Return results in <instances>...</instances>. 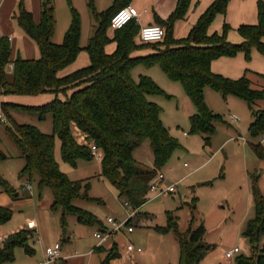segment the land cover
<instances>
[{
  "label": "trees",
  "instance_id": "obj_1",
  "mask_svg": "<svg viewBox=\"0 0 264 264\" xmlns=\"http://www.w3.org/2000/svg\"><path fill=\"white\" fill-rule=\"evenodd\" d=\"M1 1V0H0ZM132 0H115V4L103 14L96 15V32L90 40L87 51L90 64L69 75L60 74L72 65L83 50L80 46V22L76 12L65 34L62 44H54L55 18L52 0L41 3V22L36 24L32 14L22 9L18 17L19 26L32 38L40 49L41 57L35 60L18 58L12 61V50L7 38H0V93L19 97L54 95V99L38 106L14 103L3 104V110L23 109L35 112L40 119L50 115L53 119V134L43 133L34 126L14 125L8 129L12 139L21 151L26 166L21 177L31 180L34 173L39 176V187L50 188L54 195L51 206L61 212L62 227L67 225V217L74 215L82 225L100 224L91 213L74 205L79 199L90 200L83 191V183L69 179L61 172L55 157V137L61 141L64 161L76 166L77 161H91V145H95L103 155L102 176L125 197L134 210L147 201L149 186L156 175L170 161L176 151L183 150L161 121V108L149 101V96L165 95V92L148 76L141 75L136 81L133 70L137 66L152 68L159 66L165 75L183 85L187 95L196 107V114L190 118L192 134H202L206 145L216 133L215 115L205 101V89L221 92L224 99L233 96L245 101L252 112L250 133L254 140L264 137V109L256 110L255 105L264 101V90L254 89L247 76L231 80L215 74L211 69L213 61L235 56L244 51L249 56L253 46L264 52V2L258 3V24L242 25L238 32L243 38L241 44H232L226 34L230 27L224 26L223 34H208V29L217 15H225L231 0H215L201 15L196 25L185 38L175 39L174 24L184 19L192 0H179L171 17L163 22L165 38L156 43L137 44L136 22L115 30L110 39L108 30L115 13L129 5ZM89 6L94 9L93 0ZM116 43V50L108 54L105 47ZM151 49L147 55L134 56L138 51ZM14 65L9 78L7 66ZM64 99H63V98ZM77 128L85 136L86 144L80 145L73 134ZM149 142L154 156V168H145L135 159V151ZM261 160L264 147L251 144ZM2 159V157H0ZM252 192L255 203V218L244 232L250 243V254L240 255L236 264H264V196L259 189V176L252 177ZM0 184L11 196L16 191L0 177ZM87 188V186H86ZM13 212L0 206V226L11 221ZM174 229L180 245V264H199L211 251L202 239L205 228L200 225L181 234L172 217L167 229ZM33 232L22 230L8 237L0 247V264L14 261V251L18 246H27ZM97 253H106L100 264H110L121 257L118 245L106 251L97 248ZM27 252L33 253L28 248Z\"/></svg>",
  "mask_w": 264,
  "mask_h": 264
},
{
  "label": "rangeland",
  "instance_id": "obj_2",
  "mask_svg": "<svg viewBox=\"0 0 264 264\" xmlns=\"http://www.w3.org/2000/svg\"><path fill=\"white\" fill-rule=\"evenodd\" d=\"M260 1L264 2V0H244L246 5L243 9L244 20L242 23L240 21L243 13L236 10L231 12V6H229L226 18L220 16L217 17L218 19L215 18V22L213 21L214 24L216 22L219 24V29L213 28L212 34H223L226 23L230 27L226 34L227 40L232 44H241L243 38L238 32V28L242 25L258 24L257 8ZM93 3L95 12L89 6L90 0H52L56 21L52 42L58 45L63 43L75 11L80 22V46L83 49L79 53V57H88L84 47L88 46L96 32L95 13L103 14L108 11L111 8L112 0H93ZM39 4L40 0H20L18 8L15 10L16 15H12L13 18L11 19L14 31L12 30L8 34H0V38H7L10 42L12 61L18 58L35 60L41 57L36 42L24 33L18 23V17L22 9L31 13L33 17V9L38 8ZM251 22L254 23L251 24ZM262 41L264 43V38ZM32 56L36 58H30ZM226 62L230 63L223 65V73L218 74L225 78L238 80L246 75L250 81H254L256 79L254 74L264 75V52L259 50L257 46L252 47L249 56L244 51H239L235 56L227 57ZM141 68L144 67L137 66L133 70L132 74L136 81L139 80L138 77L142 74L139 72ZM150 69V73L155 77L153 78L154 82L167 96L155 95L149 96L148 99L161 108L163 125L169 129L171 135L183 147V150L175 152L172 156L171 163L175 165V172L172 178L170 175V182L166 180L164 185L169 186L180 183L177 184L176 194L157 196L148 193L147 199H150V201H147L145 205L136 211V213L148 214L147 225L143 227L132 220L135 223V232L132 234L124 232L112 240L115 243L117 242L123 252L128 243L133 244L136 248H141L143 252H135L128 256L124 254V259L120 260V263L114 264H180V245L175 230L168 228L167 231H160L158 229L160 227L167 229L169 225L167 212H171L170 216L174 218V223L177 224V229L181 234L185 235L190 228L196 229L203 225L202 220L205 221L214 197L221 198L226 193L240 190L238 187L242 186L243 190H246L243 184V177L247 176V173L244 175L243 171L246 159L252 161L248 163L249 170L251 174L259 176V189L264 196V161L259 160L250 151V144L259 143L263 136L257 140H254L251 136L252 114L247 103L237 99L236 102L238 103L231 105L226 102L221 92L211 88L205 89L207 106L215 115L220 117L219 121L215 122L217 131L211 138L210 146H206L202 134H192L190 132V118L197 111L183 85L170 80L157 65ZM6 73L9 78L12 77L13 72L11 70H6ZM14 97L0 93V115L9 119L8 124L0 121V157H2L0 159V177L8 183L18 185L22 180L21 173L26 166V162L20 157L19 148L8 129L16 124L28 125L51 135L53 134V119L48 115L41 120L37 113L23 109H8V114H6L3 110V104L14 103L10 100ZM232 113L239 121L238 125L226 124V118ZM73 134L80 145L86 144L85 136L80 130L73 128ZM229 134H232L236 141L217 151L220 145L230 137ZM240 135L249 141L250 144H244L247 149L243 150L242 145H240L242 141L237 140L240 139ZM55 157H57L56 161L61 172L72 181L82 182L83 191L90 198V200L79 199L74 201L75 206L91 213L100 223H104L109 230L113 226L107 223L108 217H113L118 223L130 219L133 208L127 205L128 200L121 197L110 182L102 176V160L99 161L95 158L91 161L79 160L76 166H73L64 161L61 152V141L57 136L55 137ZM136 159L145 164L152 162V160L154 161L153 152L150 148L147 150L142 148L136 152ZM139 165L149 169L141 163ZM162 174L166 178L163 170ZM204 179L209 181V185L202 189L196 187L195 194L191 193L190 185ZM16 182L18 183L16 184ZM30 184L31 192L18 188L17 192H20L19 201L14 202V197L10 195L11 206H2L13 212L11 221L3 227L2 233L11 236L24 229L26 230L30 219L37 221L38 216H41V219L43 218L44 235H33L29 241L27 246L33 253L27 252V246H18L14 251V261L6 264H39L44 258L45 250L49 247L53 248L59 242L63 243L62 259L66 260L65 264H100L105 257L99 253L92 254L90 252L99 246V240L96 239L95 234L102 230V226L99 224L95 226L82 225L77 221L76 216L69 215L67 217L66 233L64 234L61 222L62 213L51 209L54 201L52 190L47 187L40 189L37 173L33 174ZM3 192H5V187L0 184V194ZM197 197L201 198V202L194 205V198ZM29 200L32 201L28 202ZM230 203L233 202L230 201ZM220 205H222L223 212H226L231 219L227 220V225L223 224L217 227L216 220L219 217L218 214L213 215L215 211L211 208L213 214L209 213L207 217L211 223L209 222V230L203 242L211 245V251L199 264H236L237 257L250 254L249 241L242 237L236 228L228 230V226L232 224L233 219L232 207L228 208L225 202ZM132 221L130 225H134ZM64 240L67 241L64 242ZM235 247L241 249V254L235 255L236 257L233 259H227L225 253ZM62 259L56 264H64Z\"/></svg>",
  "mask_w": 264,
  "mask_h": 264
},
{
  "label": "crops",
  "instance_id": "obj_3",
  "mask_svg": "<svg viewBox=\"0 0 264 264\" xmlns=\"http://www.w3.org/2000/svg\"><path fill=\"white\" fill-rule=\"evenodd\" d=\"M42 1L43 0H40L39 7L36 8V9H33V12H32L33 13L34 22L37 25L40 24V22H41V3H42ZM214 1L215 0H192L191 3H190V6L188 8L187 14L185 15L184 19H181V20L177 21L174 24V26H173V36L175 37V39H180V38H183L185 36H188L190 31L192 30V28L198 22V20L201 17V15L210 7V5ZM178 2H179V0H132L130 4L133 5L140 13L139 21L136 22V26L138 28V34H137L136 39H135L136 43L137 44H142V42L140 40V37H139V31H140V29L142 27L151 26V25H162V23L166 22L171 17V15L175 12V10H176V8L178 6ZM231 2H230L231 4L229 3V5H228V8H229V6H231L230 7V11L231 12H232V10H236V11H241V13H243V9H244V7L246 5L244 0L243 1H241V0L232 1L231 0ZM19 3H20V0H1L0 1V34H8L12 30L14 31L13 23H12L13 21L11 19L13 18V16L16 15L15 10H16V8H18V6H19L18 4ZM114 4H115V0H112L111 7H113ZM227 12H228V10H227ZM257 14H258V8H257ZM220 16H224V18H226L227 13L225 15H218L217 17L219 18ZM217 17H216V19H218ZM241 17H242V20L240 21V23H242L243 20H244L243 19L244 18V13H243V16H241ZM216 19H215V21H216ZM214 22L210 25V27L208 29V34L209 35H211L213 33V28L214 29L215 28L219 29V24L217 22L214 24ZM253 23L251 22V24H253ZM7 25L10 26V27H8ZM225 25H226V23H225ZM10 28H11V30H10ZM114 33H115V30L114 31L113 30H111V31L109 30L108 31L107 34H108L110 39L114 38ZM116 48H117V44L112 42V43H110L109 45H107L105 47V50H106V52L108 54H111V53H113L116 50ZM151 52H152L151 49H144L143 51L136 52L134 54V56L147 55V54H149ZM80 57H82V59H80ZM80 57L77 58V60L72 65H70L68 68H66L60 75L62 77L66 76V75H69V74H71V73H73V72H75V71H77L79 69L87 67L90 64V58H88L89 55H88V57H86V56H80ZM30 58H36V57L32 56ZM30 60H32V59H30ZM226 61H227V57L219 58V59L213 61L212 64H211L212 71L215 74L223 73L222 72L223 71V65H227L228 63H230V62H226ZM139 72L142 73L141 75L148 76V77H150L152 79L155 78V77H153L152 73H150L151 72L150 68H146V67L141 68L139 70ZM141 75H139V76H141ZM254 75L256 76V79H254V81H251L252 87L254 89L264 90V75L263 74H261V75L254 74ZM138 79H139V77H138ZM54 98H55L54 95L47 94V95H42V96L33 97V98L15 96L14 98H10V100L14 101L15 104H20V105H25V106H38V105H42V104L48 103V102L52 101ZM237 99L238 98H236V97L230 96V97H228V99H225V100H226L227 103H229L231 105H234V104L238 103V102H236V101H238ZM239 100H241V99H239ZM255 108H257V110L264 109V101L257 102L256 105H255ZM249 110H250V108H249ZM250 113L252 114L251 110H250ZM230 115L234 116L233 113L229 114L228 116H230ZM251 118H252V121H253V117H251ZM227 119H229V117L226 118V124H228V125H230V124L238 125V123H239V121L236 118H235L236 121H232L230 119H229L230 121H228ZM7 120L9 122L8 118H7ZM252 121H251V123H252ZM228 136H230V137L228 139H226L220 145V147L217 149V151H219L221 149H224L227 145H229L232 142L236 141L235 137L232 136V134H229ZM239 137H240V139L238 138L237 140L242 141V144H240L243 147L242 149L243 150L247 149V146H244V144L245 143L250 144L249 141L245 137H243L241 135ZM259 144H261L264 147V137H263V139L261 141H259ZM206 146H210V144L206 145ZM142 148L146 149V150L149 149V148L151 149L150 143L149 142L144 143L140 148H138L135 151V153H134L135 159H136V152L141 150ZM250 148H251L250 151H252L255 154L251 144H250ZM19 153L21 155V151L20 150H19ZM246 153H247V150H246ZM256 157H257V155H256ZM259 160H261V159H259ZM249 161H251V160H247L246 159L244 167H243L244 175H245V173H247V176H245V178L243 177V184H244L246 190H243V186L242 187H238V189H240V190L235 191V192L226 193L221 198L214 197L213 201L211 202L210 210H209V212L206 215L205 221H204V219L202 220L203 221V225L205 226L204 227L205 228V234H204V237L202 239V242L205 241L204 239H205V237L207 235V232L209 230V226H210V223H211L210 221H208V218H207L209 213L213 214L211 208L214 209L213 211H215V213L213 215L218 214V217H219V219L216 220L217 227H219V225H223V224L227 225V220L231 219L229 217V215H227V213L223 212L224 210H222L223 208L221 207L222 205H220V204H223V202L226 203L228 208L232 207V211L231 212L233 213L232 214L233 219L231 221L232 224H230L228 226V228H229L228 230H231L232 228H236L237 231L240 233V235L242 237H244V232L246 230V227H247L248 223L252 219L255 218V213H256L254 197H253V192H252V179L251 178L252 177H256L258 175L251 174V172L249 170V166H248ZM261 161H264V160H261ZM137 162H139V163H141V164H143V165H145V166H147L149 168H154V161L153 160H152V162H147L146 164L141 162V161H138V160H137ZM162 170L166 174L165 182H166V180L168 182H170V175H171V178H172L173 177V173L175 172V165L171 163V159L165 165V167H163L159 171L162 173ZM30 181L31 180H29L26 177H24V178H22L20 183L16 182V184L18 183V185H15L13 183H9L10 186L12 187V189H14L16 191V193H15L16 197H14V202L17 203L19 201L18 197L20 196V192H17L18 188H21L23 190H28L29 192H31L32 188H31ZM259 182H260V180H259ZM178 183H180V182H178ZM208 185H209V181H206L205 179L204 180H199V181H197L195 183H192V185H190V188L192 190L191 193L195 194L196 187L198 189H202V188H204V187H206ZM9 196H10V193H8L6 190H5V192L0 194V206L1 207L2 206H11V203H10L11 199H10ZM231 197H233L234 199L231 198ZM31 201L32 200H29L28 202H31ZM148 201H150V199H148ZM230 201H232L234 204L230 203ZM200 202H201V198L197 197V198H194L193 204L194 205H198V204H200ZM219 208H220V210H219ZM167 213L169 215V218L172 217V216H170L171 212H167ZM134 218H136V219H134ZM42 219H41V216L40 217L38 216V220L37 221L34 220V219H30L28 222L35 221V223L37 225L38 234H41V235L43 234L44 235V225H43V220ZM132 220L136 221L137 225H141V226L145 227L147 225L148 220H149V216H148V214H141L140 212H137L134 215L133 218H130V221H129L130 224H131ZM133 221H132V224H134V225H132V226H135V223ZM5 225L0 226V238L2 240H4V241L6 239H8V237H9V235H6V234L4 235L2 233V229H3V227ZM99 225L102 226L101 227L102 230L106 229L104 223L101 222ZM62 229L64 230V234H65L66 233V227L65 228L62 227ZM26 230H30V229L28 228ZM67 240L69 241V239H67ZM67 240H64V242H66ZM114 243L115 242L112 241V240H106L104 242H100L99 241V246L95 247L94 250H92L90 253H92V254L97 253V251H96L97 248H103L104 250L108 251V250H110L113 247ZM262 243H264V238L262 240ZM116 244H117V242H116ZM2 245H3V243H0V246H2ZM205 245H207V243ZM209 246H211V245H209ZM62 248H63V243H62ZM235 248H237V247H235ZM118 249L120 251L121 257L119 259L113 260L111 262L113 264L114 263H120V260H123L124 257H125L124 254H126V256H128L129 254H134L135 252H137V251H134V252L129 253V252H126V250L123 252L120 249L119 245H118ZM137 253H139V252H137ZM99 254L103 255L104 257L106 256V253H99ZM238 254H241V249H240V253H238ZM238 254H236V255H238ZM234 257H236V256H234ZM62 261H64V264L66 263L65 259H62Z\"/></svg>",
  "mask_w": 264,
  "mask_h": 264
},
{
  "label": "built area",
  "instance_id": "obj_4",
  "mask_svg": "<svg viewBox=\"0 0 264 264\" xmlns=\"http://www.w3.org/2000/svg\"><path fill=\"white\" fill-rule=\"evenodd\" d=\"M140 13L139 11L131 4L123 7L117 13L113 15L110 21V27L112 30H119L131 22L139 21ZM166 36V30L164 27L160 25H151L142 27L139 31V37L142 43H156L162 41ZM14 65L10 63L7 66V70L13 71ZM229 119L232 121H236L235 117L230 115ZM0 121L4 124H8L7 118L0 115ZM91 153L93 158L101 161L102 153L95 145H91ZM165 176L160 172L156 171V175L154 179L151 181L149 186V193H153L157 196L161 195H172L177 192V184H171L169 186H165ZM127 205L131 207V204L127 202ZM136 214V210H132L130 218H133ZM130 219L123 223H118L116 219L113 217L107 218V223L112 225V229H103L95 234V237L100 241L104 242L106 240H114L116 236L119 234H132L134 233V226L130 225ZM28 228L33 232L34 235L38 234L37 225L35 221L28 222ZM0 243H4V240L0 238ZM126 252H134L137 251L142 253L143 250L141 248H136L133 244L128 243L125 248ZM240 253L239 248H234L233 250L226 252L225 257L227 259H233L236 254ZM78 254L76 253V256ZM62 259V244L56 243L53 248L49 247L44 252V258L39 264H56L59 260Z\"/></svg>",
  "mask_w": 264,
  "mask_h": 264
}]
</instances>
